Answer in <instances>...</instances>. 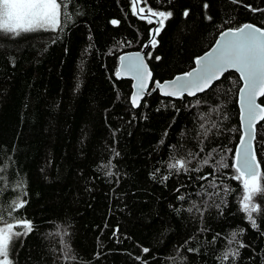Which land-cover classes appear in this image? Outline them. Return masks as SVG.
<instances>
[{
  "label": "trees",
  "instance_id": "obj_1",
  "mask_svg": "<svg viewBox=\"0 0 264 264\" xmlns=\"http://www.w3.org/2000/svg\"><path fill=\"white\" fill-rule=\"evenodd\" d=\"M65 3L62 30L0 34V215L33 225L15 238L12 264H264V121L253 141L261 191L245 201L231 166L239 75L182 99L156 90L135 108L132 81L116 77L120 56L145 45L152 84L189 72L224 31L264 29V0H147L172 13L154 48L156 24L131 0ZM176 159L189 171L170 170ZM21 191L26 205L10 212ZM243 204L257 207L256 227ZM227 249L240 254L222 260Z\"/></svg>",
  "mask_w": 264,
  "mask_h": 264
},
{
  "label": "snow or ice",
  "instance_id": "obj_2",
  "mask_svg": "<svg viewBox=\"0 0 264 264\" xmlns=\"http://www.w3.org/2000/svg\"><path fill=\"white\" fill-rule=\"evenodd\" d=\"M131 3L133 15L141 19H147L149 24H156V27L150 30L151 36L149 40V43L154 48L157 44L155 37L159 35L165 21L172 16V13L152 9L148 5L147 0H131ZM139 5L144 6L138 7ZM204 7L207 9L208 5L205 4ZM252 10L259 11V9ZM66 14L67 5L65 0H0V34L15 38L22 33L36 31L56 32L62 30ZM184 15H189L187 10ZM153 17L155 20L152 19ZM111 23L117 25L119 22L113 20ZM221 35L224 37L223 41L217 40L216 42L219 47L195 60V63L199 66L197 69L187 72L183 76H177L171 81L163 83L155 81L154 83L163 96L182 99L185 94L187 96H195L197 93L205 92L213 86L214 81L219 80L230 68L240 73V78L244 81V87L240 89V92L246 96L249 130L246 133L247 140L244 135L240 137V142L244 145V148L242 150L237 147V162H234L231 166L239 173L233 178L243 180L246 192L243 199L248 201L250 199L249 190L251 192L261 191L258 186V177L260 176L258 169H260L261 165L257 162V152L253 149V141L256 138L254 124L257 117L264 121V107L256 103L257 95L264 96V29L245 24L236 29L226 30ZM145 55L151 57V53H146ZM155 59L159 60L160 58L155 57ZM126 67L133 75V78L138 81V84L134 85L136 90L131 97L132 107L135 108L139 106L141 98L146 94L148 89L147 82L152 79V73L148 70L147 65L144 63V58L139 52L134 57L128 58ZM117 76H119V73H117ZM201 151H204L203 147H201ZM211 159L212 156L209 153L203 164L207 165ZM188 163L190 161L176 159L168 167L170 170L175 169L177 173L181 170L188 172ZM221 166L228 167L227 164H222ZM195 171H201V169L197 168ZM209 175L199 178L208 180ZM164 179L167 180L168 177L165 176ZM24 196H27V192L21 191L20 202L13 204L10 212H15L26 205L27 201L23 199ZM179 199L183 200L184 197L180 196ZM242 207L248 212L247 218L251 221L253 227H256L257 222L253 218L252 213L257 211V207L252 206L249 209L247 204H243ZM0 225H4L0 227V258H2L0 259V264H12L10 253L15 238L31 233L33 225L31 221L21 220L14 216L5 220L2 215H0ZM236 235V233H232L229 243L235 241ZM245 246L243 242H239V248H244ZM143 251L147 253L149 250L145 248ZM190 251L193 250L190 249ZM239 254L238 250L227 249L222 260H228L230 256L232 260H235ZM65 258L74 259V257L68 255L67 251L65 252Z\"/></svg>",
  "mask_w": 264,
  "mask_h": 264
},
{
  "label": "water",
  "instance_id": "obj_3",
  "mask_svg": "<svg viewBox=\"0 0 264 264\" xmlns=\"http://www.w3.org/2000/svg\"><path fill=\"white\" fill-rule=\"evenodd\" d=\"M154 20H155V18H154ZM245 25V24H244ZM250 25H252V24H250ZM254 26V25H253ZM223 39H224V37L220 34L219 36H218V38H217V40H220V41H223ZM217 40L215 41V43H214V45L206 52V53H208V52H211L214 48H217V47H219V45H217ZM146 48L147 47H144L143 49H142V51H139V53H141V56H143V58H144V53H145V51H146ZM136 53H138V52H131V53H125V54H123V55H121L120 56V58H119V65H118V71H117V73H119V76H117V73H116V77L119 79V78H126V79H130L131 81H132V94H133V92L136 90L135 88H134V85H137L138 84V81L137 80H135L134 78H133V75L127 70V64H128V58H131V57H134L135 56V54ZM206 53H204L203 55H201L200 57H202V56H205L206 55ZM123 58V59H122ZM144 63L147 65V63H146V61H145V58H144ZM199 66L195 63V65H194V67L190 70V71H193L194 69H197ZM147 68H148V66H147ZM149 70V69H148ZM189 71V72H190ZM227 72H235V73H237L238 75H239V77H240V73L238 72V71H236L235 69H229ZM227 72H225L223 75H222V77L227 73ZM184 75V74H183ZM183 75H178V76H183ZM177 77V76H176ZM221 77V78H222ZM175 78V77H174ZM173 78V79H174ZM220 78V79H221ZM172 79V80H173ZM169 81H171V80H169ZM218 81V80H217ZM242 81V86H241V88L242 87H244V81L243 80H241ZM165 82H167V81H165ZM214 82H216V81H214ZM213 82V83H214ZM148 83V89L151 87V89L148 91V89H147V91H146V94L141 98V100L146 96V95H149V94H151V93H153V92H155L156 90L158 91V93H159V95H161L162 97H167V96H163L162 94H161V92H160V90L155 86V83H153L152 84V79L150 80V81H148L147 82ZM240 88V89H241ZM132 94H131V97H132ZM197 94H200V93H197ZM196 94V95H197ZM185 96H187V94H185ZM188 97H193V96H188ZM262 96H260V95H257V98H256V103L257 104H259V100H260V98H261ZM167 98H175V97H167ZM141 100H140V102H141ZM140 102H139V104H140ZM238 105H239V109H240V123H241V129H242V135H244L245 136V139L247 140V136H246V133L248 132V130H249V128H248V117H247V110H246V96H244V95H242L241 94V92L239 91V96H238ZM242 112H243V116H242ZM260 119H259V117H257V120H256V122H255V124H254V130H255V127L260 123ZM237 147H240L242 150H243V148H244V145H242L241 144V142L238 144V146ZM234 162H237L236 161V154H235V161ZM258 171H259V169H258Z\"/></svg>",
  "mask_w": 264,
  "mask_h": 264
},
{
  "label": "rangeland",
  "instance_id": "obj_4",
  "mask_svg": "<svg viewBox=\"0 0 264 264\" xmlns=\"http://www.w3.org/2000/svg\"><path fill=\"white\" fill-rule=\"evenodd\" d=\"M2 226H4V225H0V227H2ZM0 259H2V258H0ZM10 260H11V257H10Z\"/></svg>",
  "mask_w": 264,
  "mask_h": 264
},
{
  "label": "bare ground",
  "instance_id": "obj_5",
  "mask_svg": "<svg viewBox=\"0 0 264 264\" xmlns=\"http://www.w3.org/2000/svg\"><path fill=\"white\" fill-rule=\"evenodd\" d=\"M151 88H149L148 90H150Z\"/></svg>",
  "mask_w": 264,
  "mask_h": 264
}]
</instances>
